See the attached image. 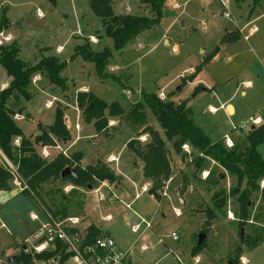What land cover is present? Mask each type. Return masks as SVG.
Here are the masks:
<instances>
[{
	"label": "rangeland",
	"instance_id": "obj_1",
	"mask_svg": "<svg viewBox=\"0 0 264 264\" xmlns=\"http://www.w3.org/2000/svg\"><path fill=\"white\" fill-rule=\"evenodd\" d=\"M3 7H8L7 16L12 23L11 29L5 33L14 35L20 42L21 54L29 64L40 61L42 53L57 55L59 45H63L64 51L58 56L67 61L61 72L66 78L65 90L52 84L45 89L42 85L48 79L44 77L35 81L38 76H34L29 88L33 97L29 101L22 99L19 104H14L15 108L22 104L30 108L29 113L23 114L31 117L22 116L17 120L23 135L34 142L41 126L52 124L57 108L61 106L65 117H69L73 134L81 136L78 145L70 149L74 160L83 154L82 162L91 163L99 153L107 152L102 156L103 161L113 169L118 179L113 183L100 182L91 189L77 187L70 181H49L43 184L44 198L40 201L22 193L24 184L14 181L11 190L0 193V264H13L10 257L18 256L24 240L33 239L40 229L42 208L52 213L61 209L67 201L63 193L81 203L82 209L77 214L83 219V226L95 222L110 230L115 239L116 236L124 235L131 241L139 236L131 229L133 223L139 221L133 210L145 218H152L153 228L142 235L129 254L131 264H233L238 246L242 247L243 254L235 264H264V241L254 248L242 243L250 227L238 226L234 212L238 208L236 198L229 196L224 209H216L217 216L214 219V192L218 187L205 182L209 170L191 175L195 172L194 162L190 159L193 155L182 159L169 141L170 170L156 197L163 200L160 211H157L160 207L158 202L149 203L145 193L133 202L132 208L127 206L129 200L125 203L120 198L114 199V204L121 205L123 209L115 213L112 220H102L98 205L102 203L108 206L112 203L108 199L100 201V191H110L109 185L113 187L118 184L132 198L134 184L125 182L120 171L141 177L144 161L128 143L132 140L134 147H137L147 142L151 138L150 130H144V127L133 130L121 116H110L108 109L109 127L96 135L93 133V130L97 131L94 122L84 120L83 110L76 102L77 93L84 91L81 88L84 86L123 110L129 109L136 101H142L144 93L155 92L164 100L170 99L176 103L186 101L195 123L208 134L212 142L224 139L227 134L234 143L235 139L243 138L250 129L241 128V122L257 116L263 119L257 125L264 122V0H259L257 4L253 0H165L160 24L141 33L119 51L113 49V39L106 35L89 0H57L56 4L49 0H0V12ZM113 9L117 14L153 15L138 0H114ZM226 11L230 17L224 16ZM253 18H256L253 24H248ZM254 26L257 27L254 35L245 39ZM240 29H243V36L235 41L225 40L227 32L239 36ZM87 41L91 42L95 50L106 47L113 50L105 67L108 75L103 79L98 76L94 62L75 55V47ZM14 42L9 41L4 46ZM201 64L202 70L195 73ZM4 78L11 79L0 63V81ZM248 80L252 82L250 86L243 83ZM243 90L246 94L242 93ZM43 91V96L35 101L36 104L40 105L39 101H44L46 106L50 102L52 104L47 108L48 114L41 118L29 104ZM48 100L53 101L47 103ZM227 103L235 106V113L226 109ZM147 112L148 125L165 137L153 113L149 109ZM75 114L80 116L81 132L75 129ZM92 134L93 137H90ZM74 135L65 143L58 141L60 148L54 145L47 147L48 159L55 158L68 147L69 142L75 141ZM37 147L41 152L40 145ZM113 149H116L119 160H109ZM258 150L264 158V144L258 146ZM215 166L212 161L210 168L214 169ZM220 171L223 169L220 168ZM235 184V178L229 175L221 181L225 194ZM262 186L264 181L261 182ZM74 191L80 194L75 195L72 193ZM164 191L166 195L162 194ZM252 203L251 218L257 220L254 218L257 216L264 224V202L259 192L252 194ZM32 213L38 214L41 220H34ZM254 224L258 225V222ZM173 231L178 232V240L171 238ZM200 234L206 235L203 240L205 246L195 253ZM141 244H146L148 248L142 251ZM37 264L48 263L37 261Z\"/></svg>",
	"mask_w": 264,
	"mask_h": 264
},
{
	"label": "trees",
	"instance_id": "obj_2",
	"mask_svg": "<svg viewBox=\"0 0 264 264\" xmlns=\"http://www.w3.org/2000/svg\"><path fill=\"white\" fill-rule=\"evenodd\" d=\"M56 4L57 0H49ZM148 8L153 15H131L117 14L113 9L114 0H89L90 7L95 15L100 19L106 35L113 39V49L116 51L124 49L131 41L135 40L141 33L158 26L163 18L165 0H138ZM242 2L244 0H237ZM257 4L259 0H253ZM8 7H3L0 12V32L10 27V20L7 16ZM238 36L228 33L226 41H235ZM112 48L106 47L95 50L91 42L87 41L75 47V55L82 56L86 60L95 63L98 76L103 79L107 77L105 67L112 56ZM0 63L3 64L10 75L11 82L0 91V151L18 168V172L27 188L22 189V193L34 196L40 201L43 199V184L46 182L70 181L77 187H94L100 182H115L118 177L113 169L103 160H98L95 164L83 166L79 163V157L74 160V155L59 153L55 158L48 159L39 152L37 145H56L57 141H68L71 133L65 120V112L58 106L55 120L52 124L41 126V134L31 141L23 135L22 129L17 124L15 115L17 113H27V106L22 104L15 108L14 104H19L22 99L29 101L33 94L30 85L33 77L40 74L49 80V83L66 89V78L61 72L66 67L67 61L56 55L42 56L40 61L29 64L21 56V47L18 42L10 45L0 46ZM202 70V64L198 66L195 73ZM77 106L83 110L84 120L88 123L94 122L97 132L106 131L109 127L110 116H121L133 130L144 127L150 130L151 138L137 147L131 140L128 144L136 151L144 161V176L152 181V191L158 195V191L163 188L170 170V160L168 156L167 142H171L176 154L182 159L193 155L195 176L198 171L209 170L208 178L205 182L214 184L218 189L214 192V219L216 209L223 210L227 205L228 197L236 198L238 208L234 210L238 218V226H249L250 231L243 238V245L254 248L264 241V224L257 216L252 219L251 196L254 192H259L264 202V158L258 150V146L264 144V122L254 129H249L243 138L234 140V145L228 147L225 139L212 142L208 134L198 126L191 114V110L186 101L176 103L173 100L162 99L157 93H144L142 101L134 102L127 110L114 107L115 103L109 104L92 91H79L76 96ZM110 110V116L106 111ZM150 110L155 116L160 127L164 131L165 137L148 125V112ZM17 136H21V144L15 145ZM192 148L188 152L184 146ZM197 151V153H195ZM195 153V154H194ZM0 162V192L9 191L14 187L15 176L4 158ZM77 161V162H76ZM217 165L210 168L211 162ZM67 166L74 167L77 176L61 177V173ZM219 167V168H218ZM220 168L223 171H220ZM219 169V171H218ZM227 173V174H226ZM214 175V178H213ZM229 175L234 177L236 184L225 194L221 186L223 178ZM80 194L77 191L72 192ZM259 196L257 195L256 198ZM66 203L61 209L53 211L54 215L80 216L77 212L82 209L79 201H74L72 197L66 196ZM78 206V208H72ZM252 220V222H250ZM255 220V221H254ZM254 222H258L255 225ZM88 230V241H92L104 234V231L94 224H90ZM61 246V245H60ZM205 243L196 247L195 253L204 248ZM57 252V251H56ZM54 251L29 252L23 246L21 252L15 257L14 264H37V261H46L56 254ZM242 247L236 248V257L233 264L242 256ZM69 255L64 254L60 264L67 263Z\"/></svg>",
	"mask_w": 264,
	"mask_h": 264
},
{
	"label": "built area",
	"instance_id": "obj_3",
	"mask_svg": "<svg viewBox=\"0 0 264 264\" xmlns=\"http://www.w3.org/2000/svg\"><path fill=\"white\" fill-rule=\"evenodd\" d=\"M225 17H230V13L226 11ZM12 40V36L5 33V30L0 32V46L5 45ZM213 109V108H211ZM261 122L260 117H250L249 120L241 122V128H251L253 125H257ZM79 128V125H76ZM225 143L228 147L234 145L232 138L229 135L224 136ZM15 145L21 144L20 138H15ZM58 145V144H56ZM51 145L43 146L42 155L47 157L49 155L47 147ZM184 148L190 152L188 145ZM65 155H68L63 151ZM5 164L11 169L15 176V182H22L18 168L14 165L5 155H3ZM105 184V181H104ZM27 188V185H24ZM23 186L21 187V190ZM167 192L164 191L163 195ZM129 206V205H128ZM43 220L36 213H33L31 217L34 220H41L40 229L34 235V238H27L24 240L22 246L26 251L31 252H48L54 251L56 254L45 262L48 264H60L61 258L64 254H68L67 263L69 264H126L129 251L119 247L116 240L109 234H103L88 241V230H83L80 226V216H56L47 208H42ZM143 224L147 227H151V221L141 218V222L133 225V230L138 232ZM171 238L173 240L179 239L177 231L172 232ZM162 240V239H161ZM61 245V246H60ZM26 247V248H25Z\"/></svg>",
	"mask_w": 264,
	"mask_h": 264
},
{
	"label": "crops",
	"instance_id": "obj_4",
	"mask_svg": "<svg viewBox=\"0 0 264 264\" xmlns=\"http://www.w3.org/2000/svg\"><path fill=\"white\" fill-rule=\"evenodd\" d=\"M41 15H43V13H40ZM256 20V18H253V19H250V21L248 22V24H253V22ZM11 25H12V23L10 24V27L7 29V30H9V29H11ZM7 30H5V32L7 31ZM256 30H257V27H255L254 26V28L253 29H251V31H250V33H249V35H246L245 36V39H249V36H253L254 35V33L256 32ZM239 31H241L240 32V35L238 36V38H240L241 36H243L244 34H243V29H240ZM228 33H230V32H227V34ZM9 34V33H8ZM9 35H11V34H9ZM12 36V35H11ZM15 41V42H18L19 44H20V42L16 39V37L14 38V35L12 36V40L11 41ZM46 49H49V48H42V50H46ZM63 51H64V48H63V45H59L58 47H57V55L56 56H58V53H60V54H62L63 53ZM48 55H53V54H48ZM48 55H44L43 53H42V56H48ZM21 56H22V54H21ZM42 56H41V58H42ZM23 57V56H22ZM59 57V56H58ZM40 58V59H41ZM24 59V58H23ZM25 60V59H24ZM25 61H27L28 62V60H25ZM30 62V61H29ZM31 63V62H30ZM37 63V62H36ZM32 64V63H31ZM35 76H38V77H36L37 78V80L36 79H34L35 81H39L40 80V78L41 79H43L44 77L42 76V75H40V74H36ZM11 78V77H10ZM12 79V78H11ZM11 79H2L1 81H0V91L1 90H3V89H5L9 84H10V82H11ZM43 82H45V81H42V83ZM243 83L245 84V85H248V86H250L251 84H252V82L251 81H243ZM47 85H51V83H49V80H48V82L46 81L45 82V84L43 83V87H45V89L46 88H48V86ZM52 85H54V84H52ZM56 86V85H55ZM84 91H89L88 90V88H86L85 86L84 87H81ZM44 91H46V90H44ZM44 91L43 92H40V93H38L36 96H35V98L30 102V107L32 108V110L35 112V114H37L39 117H41V118H43V117H45L47 114H48V111H47V108H50V104H52V102H50V101H53V100H48V102L47 103H49L50 102V104H48V106H46V103H44V101H39V104L40 105H37L36 104V100H39L42 96H43V94H44ZM243 94H246V92L243 90V92H242ZM57 97V96H56ZM56 97H54V99H56ZM227 106H226V109L228 110V108H229V106H233V108H234V113L236 112V108H235V106L233 105V104H231V103H227L226 104ZM30 108L29 107H27V113H29L30 111ZM230 113V112H229ZM76 115V122H75V127H76V125L78 124L79 125V128H75L76 129V131H78V132H81L82 131V125H81V123H80V119H79V114H75ZM22 116H26V115H24L23 113H17L16 115H15V119H16V121L18 120V118H20V117H22ZM26 117H31V115H27ZM257 117H259V116H257ZM65 120H66V124H67V126H68V129L70 130V133H71V135L73 136L74 134H73V130H72V128H71V126H70V124H69V117H68V115H66V117H65ZM261 120H263L262 118H261ZM252 127V126H251ZM42 133V131L40 130L39 132H38V134H41ZM93 133H97V131L95 132L94 130H93ZM97 134H99V133H97ZM96 134V135H97ZM74 137L76 138L75 139V141H73L72 143H70L69 142V144H68V147L67 148H65L63 151H65V153L66 154H68L69 156H71L72 154H70V149H72L73 147H75L76 145H78V143L80 142V140H81V136H79V134H77L76 136L74 135ZM90 137H93V134L92 135H90ZM16 138H20L21 139V136H17ZM224 138V137H223ZM62 142V141H61ZM67 142V141H66ZM63 143H65V141L63 142ZM56 144H58V145H54V146H57L58 148H60V143H58V141L56 142ZM38 146V145H37ZM40 148H41V154H42V150H43V147H41L40 146ZM78 150V149H77ZM77 150H75V151H77ZM114 151H112L111 153H110V161H114V159H116V160H119L120 158H118L119 156H118V153H116V149H113ZM82 151V150H81ZM107 152H101V153H99V155H97L96 157H95V161H93V162H91V163H86V164H84L83 162H82V158H83V154L81 155H78V157H79V162L82 164V165H88V164H95L98 160H103V158H102V156H105V154H106ZM3 153L0 151V157H2L3 158ZM44 157V156H43ZM46 158H48V157H46ZM190 159H192V158H190ZM105 161V160H104ZM0 162H1V158H0ZM120 173H122V175L124 176V178H125V182H127V181H131L133 184H134V192H132L133 193V196H132V198H131V194H129V192L127 191V190H124V189H121L120 187H118V184L117 185H114L113 187H110V185L108 186L109 188H110V191H100V193H101V198H100V201H107V199H108V202H111L112 204H107L108 206H105V205H103L102 203L100 204V205H98V209H99V212L100 213H102V220H106V221H109V220H112L113 218H114V214L115 213H119L123 208H122V206L121 205H119V204H114V199H118V198H120V200H121V202H125V203H128L127 201L129 200L130 201V203H128L127 204V206L129 205V207L131 206V205H133V202L136 200V199H138V198H140L141 197V195L142 194H145V193H147V195H148V199H147V201L149 202V203H155L156 201L158 202V205L160 206L159 207V210H157L158 212L160 211V208H161V203H162V201L163 200H159L158 198H156L157 196L156 195H154L153 194V191H152V181L150 180V179H147V178H145V176H144V174L142 173V175H141V177L139 176H137V177H134L133 175H127V174H125V173H123V172H121L120 171ZM129 174H131V173H129ZM118 175H120V174H118ZM124 181V180H123ZM20 188V187H19ZM90 189L92 188V186H90L89 187ZM120 188V189H119ZM95 191H97V190H95ZM95 191H93V192H95ZM122 191H124V193L122 192ZM160 191V190H159ZM158 191V192H159ZM1 192H3V191H1ZM0 192V193H1ZM111 192L113 193V195H114V197H113V195L111 194ZM95 193H97V192H95ZM163 194V193H162ZM120 202V203H121ZM130 208H132V207H130ZM147 209H148V207H147ZM146 209V210H147ZM158 212H157V214H158ZM133 213L135 214V216H137L138 218L137 219H139V221L138 222H141V218H145L144 216H141V215H139L136 211H134L133 210ZM33 214V213H32ZM146 220H149V221H151V227L150 228H147L144 224H143V226L141 227V229L138 231V232H136V231H134L133 230V225L134 224H136V223H138L137 221H135L134 223H133V225H132V231H133V233H139V236L137 237V238H135V239H133V240H131V241H128L126 238V236H121V237H117L116 236V239L113 237V235L111 234V232H110V230H108V229H105L102 225H99V224H97V223H95V222H93V224L94 225H96L97 227H99V228H101L103 231H104V233L105 234H109V235H111L115 240H116V242L118 243V245H119V247L120 248H122V249H126V250H128L129 251V254L131 253V251H132V249H133V247H135V245L137 244V242L140 240V238L141 237H143L142 235H144V233H146L147 231H149L150 229H152L153 228V220H152V218H145ZM81 220H83L82 218H81ZM3 226H4V224H2ZM90 224H87V225H85V226H83V221H81V224H80V226H81V228L83 229V230H86L87 228H88V226H89ZM174 232V231H173ZM172 234V233H171ZM161 240V239H160ZM148 248V246L146 245V244H141V246H140V249L142 250V251H145L146 249ZM129 254H128V258H127V262H126V264H131V259L129 258Z\"/></svg>",
	"mask_w": 264,
	"mask_h": 264
},
{
	"label": "water",
	"instance_id": "obj_5",
	"mask_svg": "<svg viewBox=\"0 0 264 264\" xmlns=\"http://www.w3.org/2000/svg\"><path fill=\"white\" fill-rule=\"evenodd\" d=\"M229 110H230V106H229ZM108 113H109V110L106 111V114H108ZM255 127H256V125H253L251 127V129H254ZM70 175L76 177L77 176V172H76V170L74 168H72L70 166H67L62 171L61 177H66V176H70ZM205 237H206L205 234H200L198 245H201L203 243V240H204ZM10 261L14 264L15 263V257L14 256L10 257Z\"/></svg>",
	"mask_w": 264,
	"mask_h": 264
},
{
	"label": "bare ground",
	"instance_id": "obj_6",
	"mask_svg": "<svg viewBox=\"0 0 264 264\" xmlns=\"http://www.w3.org/2000/svg\"><path fill=\"white\" fill-rule=\"evenodd\" d=\"M213 108V107H212ZM215 108V107H214ZM230 111L231 112H234V108H233V106H230ZM215 112V111H214Z\"/></svg>",
	"mask_w": 264,
	"mask_h": 264
}]
</instances>
